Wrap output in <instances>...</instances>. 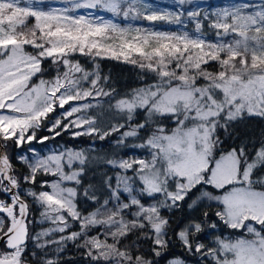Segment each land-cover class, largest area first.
<instances>
[{"label":"snow or ice","instance_id":"obj_1","mask_svg":"<svg viewBox=\"0 0 264 264\" xmlns=\"http://www.w3.org/2000/svg\"><path fill=\"white\" fill-rule=\"evenodd\" d=\"M59 3L0 0V264H264V0Z\"/></svg>","mask_w":264,"mask_h":264},{"label":"trees","instance_id":"obj_2","mask_svg":"<svg viewBox=\"0 0 264 264\" xmlns=\"http://www.w3.org/2000/svg\"><path fill=\"white\" fill-rule=\"evenodd\" d=\"M82 62H85L83 58H80ZM102 74L109 75L111 78V84L117 87L119 90L123 91L127 88L137 86L140 81L138 79L139 70L134 68L132 65L127 63H122L120 61L105 59L101 62ZM41 135H48V133L42 132ZM67 143L69 146H80L87 147L90 141L87 138H81L78 141H73L70 139L69 135L65 134L62 138L58 137L56 141H50L46 148L53 147L57 144H65ZM38 150L42 149V146L36 145ZM107 149V142H97V148ZM38 215V214H37ZM177 252L180 250L177 249ZM64 264H87L85 258L81 255V252L78 251L75 247L69 244L68 248L63 253Z\"/></svg>","mask_w":264,"mask_h":264},{"label":"rangeland","instance_id":"obj_3","mask_svg":"<svg viewBox=\"0 0 264 264\" xmlns=\"http://www.w3.org/2000/svg\"><path fill=\"white\" fill-rule=\"evenodd\" d=\"M52 2L54 6L57 7L62 6L59 3V0H52ZM146 2L152 4L154 8H159V9H165V8L171 9L174 4V0H146ZM228 2L229 0H195L196 4H199L202 9H206L208 11H212L214 8L227 4ZM102 14L105 15L106 18H111L110 14L107 13H102ZM120 22L127 23L123 20H121ZM133 23L142 26H149V22L146 21H135ZM154 27L159 30H182L180 29L179 26L167 25L163 22L156 23ZM46 150L47 148L45 149V151Z\"/></svg>","mask_w":264,"mask_h":264}]
</instances>
